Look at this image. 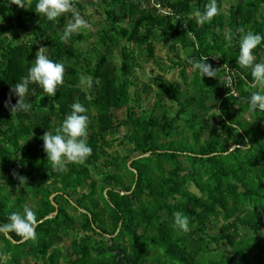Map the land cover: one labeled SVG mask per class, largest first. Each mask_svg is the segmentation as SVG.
<instances>
[{"label": "trees", "instance_id": "trees-1", "mask_svg": "<svg viewBox=\"0 0 264 264\" xmlns=\"http://www.w3.org/2000/svg\"><path fill=\"white\" fill-rule=\"evenodd\" d=\"M156 1L167 14L143 0H74L88 25V8L101 22L62 40L73 12L52 22L35 11L37 0H25L32 8L0 0V225L25 207L38 222L52 202L58 209L38 223L35 240L0 232V264H264V111L251 109L258 88L237 60V29L264 35V0H227V8L216 0L219 14L203 25L195 14L212 0ZM164 39L180 84L150 78L157 90L148 108V82L135 69L138 59L155 60ZM42 46L64 64L65 82L55 96L31 83L30 109L12 113V88ZM253 52L264 63V41ZM206 56L217 78L196 69ZM75 102L88 109L92 153L59 172L42 137ZM177 212L188 231L175 224Z\"/></svg>", "mask_w": 264, "mask_h": 264}, {"label": "clouds", "instance_id": "clouds-1", "mask_svg": "<svg viewBox=\"0 0 264 264\" xmlns=\"http://www.w3.org/2000/svg\"><path fill=\"white\" fill-rule=\"evenodd\" d=\"M13 3L22 8L25 7V0H12ZM35 11L52 22H58V18L66 13L73 12L75 19L65 27L61 39L67 40L78 30L86 28L88 22L79 14L74 13V0H37L34 7ZM219 14L216 0H212L206 6L203 13L195 14L197 23L203 25L210 22ZM239 35V55L237 57L238 64L241 68L251 69L253 77L252 86L258 88L252 92L250 96L251 109H260L264 111V63L255 62L253 50L264 41V35L247 31L243 28L237 29ZM225 40L231 44L233 35L225 34ZM208 56L203 58L202 62L195 64L201 78L216 77V69L207 63ZM65 66L62 62L53 61L46 55L45 47H40L35 54L34 65L28 69L26 76L22 78V82L13 86V93L19 97L17 103L12 106V113L23 110L27 112L31 105L25 101V97L29 93V85L31 83L38 84L44 93L49 96H55L58 88L65 82L64 80ZM223 83L229 88L233 84L232 76H228ZM71 112L62 122V125L55 130V133L46 131L42 137L43 148L46 152L47 159L51 162L53 169L59 172L66 171L67 163L83 164L87 157L92 153V149L87 143V130L89 125L88 109L80 102L71 105ZM20 184L27 183L26 177H19ZM10 223L0 225V232L8 234L15 232L25 240L36 239V227L38 220L35 211L32 208L25 207L23 213L13 212L9 216ZM175 224L182 231L189 230V219L180 212L175 214Z\"/></svg>", "mask_w": 264, "mask_h": 264}, {"label": "rangeland", "instance_id": "rangeland-1", "mask_svg": "<svg viewBox=\"0 0 264 264\" xmlns=\"http://www.w3.org/2000/svg\"><path fill=\"white\" fill-rule=\"evenodd\" d=\"M228 1L224 0L223 1V8H227L228 6ZM85 14L87 16H89L90 21H89V25L87 26V28H91L92 26H96L100 24V19L96 16V12H95V8H88L87 11H85ZM83 31L84 34L87 33V29L85 30L84 28L81 29ZM90 40H93L90 39ZM87 41L85 40L84 43H86ZM167 40H161L159 43L156 44V50H155V60H139L140 62V66L141 67H137L135 69V74L137 76V78L139 79L138 81L142 84L147 83L148 82V88H149V93L148 95H146L145 93H142L141 95V99L143 102V106H146L148 108H151L152 106H154L155 103V98H154V92L157 90L156 85H155V81L150 79L154 76H162L164 78V81L167 83H171V82H179L180 84V79L178 76V69L174 68V69H167L168 66H172V62L170 60H175L174 57V53L171 52L169 50V48L166 45ZM115 53H119L118 50L115 51ZM181 54V52H180ZM183 54V51H182ZM113 54L109 55V58H112ZM118 56H116L115 59H117ZM119 64V62H117ZM194 69V67H193ZM83 77V82L86 81V79L88 78L87 76H82ZM146 97V98H145ZM165 104L169 105V100L167 98H165ZM120 147L118 145H113L111 149H109V151H116L119 150ZM120 153H124V152H120ZM112 172L116 171L115 168H112L111 170ZM211 229H215V227H212ZM242 231L238 232V236L239 234H241ZM67 244V243H65ZM237 263V262H236ZM26 264H32L31 261H26ZM61 264H66V262H62Z\"/></svg>", "mask_w": 264, "mask_h": 264}, {"label": "built area", "instance_id": "built-area-1", "mask_svg": "<svg viewBox=\"0 0 264 264\" xmlns=\"http://www.w3.org/2000/svg\"><path fill=\"white\" fill-rule=\"evenodd\" d=\"M148 3L153 5L156 9H158L161 13L167 14L168 10L162 4L157 2L156 0H143V4ZM228 77V76H227Z\"/></svg>", "mask_w": 264, "mask_h": 264}, {"label": "water", "instance_id": "water-1", "mask_svg": "<svg viewBox=\"0 0 264 264\" xmlns=\"http://www.w3.org/2000/svg\"><path fill=\"white\" fill-rule=\"evenodd\" d=\"M235 146H236V145H234L233 147H235ZM233 147H232V148H233ZM50 198H52V197H50ZM52 204H54V207H55V210L53 211V213H52V214H49V215H47L45 218L39 220V222H42L44 219L51 218L53 215H56V214H57V212H58L57 206L55 205L54 202H52ZM39 222H38V223H39ZM24 240H25V239H21L20 241H17V243H19V242H23Z\"/></svg>", "mask_w": 264, "mask_h": 264}]
</instances>
